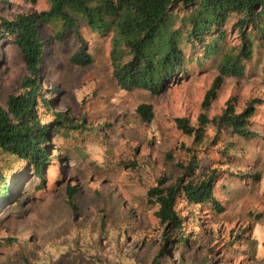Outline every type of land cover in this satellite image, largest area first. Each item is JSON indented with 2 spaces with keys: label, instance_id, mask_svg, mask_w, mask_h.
<instances>
[{
  "label": "rangeland",
  "instance_id": "374dc122",
  "mask_svg": "<svg viewBox=\"0 0 264 264\" xmlns=\"http://www.w3.org/2000/svg\"><path fill=\"white\" fill-rule=\"evenodd\" d=\"M48 9L47 0L36 5L27 0H0V18ZM233 23L227 28L230 48L240 44ZM81 30L94 57L89 67L70 63L81 47L74 36L60 44L55 41L54 27H42L43 38L49 40L41 74L43 91L57 100L58 111L67 112L84 128L54 138L55 158L47 170V188L37 190L40 181L30 176L19 204L0 214V264H22L25 256L30 264H152L164 229L156 220L157 209L147 203V194L159 179L166 177L172 183L182 175L179 163L190 160L188 148L200 160L199 176L213 169L223 171L216 196L225 211L219 214L212 206H190L180 200L178 211L185 217L189 248L174 245L163 264H264V106L251 119L261 138L251 143L236 141L235 157L229 160L221 152L231 142L227 132L220 135L209 125L202 142H196L194 135H186L176 123L185 118L199 128V118L205 113L203 100L219 73L215 65L204 59L199 62L202 54H197L186 66L184 78L163 95L123 91L112 74L110 41L90 33L84 23ZM263 69L264 47L256 44L246 75L225 81L207 116H221L230 100L237 101L238 112L253 99L264 101ZM28 76L21 50L10 40L1 41L0 105L6 107L10 95L22 92ZM143 103L154 107L152 124L137 118L136 110ZM50 121L43 117V123ZM232 174H261L262 180L254 183ZM69 187L78 190L77 216L67 204ZM102 215L118 223L125 221L137 232L131 229L116 244L99 232L97 238L72 241L70 248L74 227L93 230ZM8 238L19 244L7 246L2 241ZM56 239L54 246L63 253L58 259L49 247Z\"/></svg>",
  "mask_w": 264,
  "mask_h": 264
},
{
  "label": "trees",
  "instance_id": "16d2710c",
  "mask_svg": "<svg viewBox=\"0 0 264 264\" xmlns=\"http://www.w3.org/2000/svg\"><path fill=\"white\" fill-rule=\"evenodd\" d=\"M27 1L36 5L39 0ZM47 1V11L22 14L14 19L0 18V42L10 40L21 50L29 73L22 82V92L10 95L6 107L0 105V214L19 204L30 176L40 181L37 190L47 188V170L55 158L52 153L54 138L63 132L84 128L67 112L58 111L57 100L47 97L43 91L41 74L49 43L43 38V26L55 28V41L60 44L71 36L78 40L81 47L70 59L75 67H89L94 63L81 23L90 33L109 40L113 77L118 87L127 92L142 90L152 96L163 95L184 78L188 63L197 58V54H202L197 60L212 63L219 73L203 100L205 113L199 118V128L181 118L176 120L178 129L186 135H194L196 142H202L209 125H213L220 135L227 132L231 142L221 152L229 160L235 157L232 152L237 150L236 141L251 143L261 138L251 123L259 107L264 106L260 98L250 101L242 112L237 111V101L230 100L221 116L210 119L206 113L218 100L228 78L241 79L246 75L255 45L264 47V0ZM233 20L232 30L238 34L240 44L230 48L227 28ZM189 52H193L192 55ZM136 115L141 123L152 124L154 107L143 103L137 108ZM43 117L51 121L43 123ZM187 153L190 160L179 163L182 175L172 183L166 177L159 179L147 194V203L157 209L156 220L164 229L160 250L152 264H163L176 244L189 248V237L184 233L185 217L178 211L180 200L190 206H212L219 214L225 211L216 196V186L223 171L213 169L199 176L200 160L192 149L188 148ZM232 176L254 183L262 180L261 174ZM77 194V188L67 189V204L75 216ZM133 228L137 232L125 221L118 223L102 215L93 230L75 226L69 240H90L102 232L108 241L116 244L122 242ZM57 241L49 246L56 259L63 255L54 246ZM2 242L7 246L19 244L13 238ZM73 242L70 248H73ZM22 264H30V259L25 256Z\"/></svg>",
  "mask_w": 264,
  "mask_h": 264
}]
</instances>
